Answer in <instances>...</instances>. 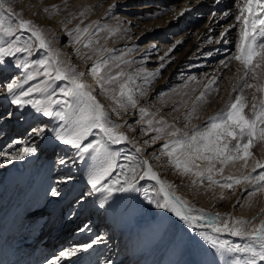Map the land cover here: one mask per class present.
I'll return each mask as SVG.
<instances>
[{"label": "bare ground", "instance_id": "1", "mask_svg": "<svg viewBox=\"0 0 264 264\" xmlns=\"http://www.w3.org/2000/svg\"><path fill=\"white\" fill-rule=\"evenodd\" d=\"M60 1L8 0L6 4L3 0V9L7 10L11 7L20 10V14L31 15V22L37 28L39 23L43 24L42 33L46 39L50 32L49 28L53 24L59 27L61 23L60 20L54 21L57 19L58 10H61L59 3L62 1L63 5L73 3L71 2L73 0ZM92 1L75 0L73 9H78L83 2H88L90 5ZM194 3H200V1ZM221 4L222 2L219 3ZM184 7L182 5V9ZM182 9L176 14V21L181 17L178 26L184 23L185 17L190 16V12H187L188 14L183 17ZM91 15L92 13L88 17ZM46 16L52 20H47ZM175 25L177 24H172L164 34L169 36ZM28 37L30 40L27 42L33 45V58L38 61L47 60L49 50L39 48L38 42L32 37L30 31ZM10 44H16L21 48L27 46L24 41L14 36L8 37L0 33V144L3 145L4 150L0 153V227L15 207L20 205V209L12 220L11 231L6 237V253L1 264H159V262L162 264H233L237 259L246 261L251 258L242 252L212 250L213 248L207 247L208 242L203 239L201 233L223 241L236 240L225 236L226 234L207 233L203 229H198L199 231L194 229L195 231L191 234L188 223L181 220L174 212L156 207L157 202H164V193L160 191V184L155 180L139 179V176L143 174L141 162L144 160L140 158L137 151L132 149L128 141L120 144L105 141L115 154V166L110 175L105 177L96 189H93L88 182V162L89 159L92 160L91 154L81 153L55 138L56 133L65 127L64 122L54 114L43 115V112L36 111L30 103H25L23 107L12 103L16 97L25 101H41L42 104L47 103L49 96L54 100L63 101L66 98L61 89L67 81H47L42 74L44 70L39 65H32L30 59L20 58V52L4 55L2 50ZM108 57L111 56L108 54ZM80 61L81 68L73 69L77 74L82 73L81 70L85 66V62ZM61 62V66L66 69L64 54L61 56ZM37 71L41 75H35ZM244 71L237 72L240 78L237 82L244 79ZM86 72L91 74L92 69ZM30 76L34 78L29 79ZM81 79L89 86L92 94L105 110L104 102L95 92V88L91 87L83 75ZM235 82V79L231 80L225 88L226 92L220 95L223 97L220 104L222 109L232 100V89H236L238 85ZM9 83L17 85L12 93H9L6 87ZM252 84H258V81L253 79ZM36 88H41L42 91H32ZM24 92H30V95L25 97ZM108 93H110L109 89L104 92V95ZM214 94L210 91L204 99H212ZM259 94L260 92H257L255 88L244 89L239 94L243 95L248 105L244 109L246 115L251 116L253 96H256L255 102L258 103ZM261 99L264 97L262 96ZM119 102H125L122 103L124 106L130 105L127 97L125 99L121 97L120 92ZM8 105L11 112L9 115H4ZM63 110L62 103L52 105L53 113ZM143 119L147 120L146 115ZM109 121L111 124H117L110 119ZM36 128H44L45 131L37 135L33 132ZM120 128L118 131L122 132ZM160 129H163L158 133L161 137L164 127L161 125ZM122 133L125 134V132ZM99 139H102V134L98 129H93L83 144ZM25 147H35L36 152L23 159L9 160L10 156L20 153ZM196 163L200 164L201 161L197 160ZM132 169H136L134 183L137 190L121 191V188L127 186L126 179L132 180L134 175ZM152 169L154 171L153 167ZM158 176L165 182L160 174ZM165 184L168 185L167 182ZM107 188H111V193L105 190ZM52 189H56L59 195L53 196ZM166 190L174 193L173 199L177 196L171 188ZM213 192L215 196L223 198H227L229 194L227 190L222 191V188L220 191ZM102 203L103 207H101ZM245 205L249 210L253 208L257 211L256 208L260 203L251 201ZM183 211L193 216V213L188 212V207H184ZM195 224L202 223L196 220ZM114 237H117L118 242H114ZM240 240L245 241L247 246L250 245L259 250V245L248 236L243 235ZM86 245L91 247H85ZM229 246H231L230 243ZM73 249L76 250L74 255L67 257L62 255L65 251ZM143 250L147 253L141 257L139 252ZM257 264H264V261L257 258Z\"/></svg>", "mask_w": 264, "mask_h": 264}, {"label": "rangeland", "instance_id": "2", "mask_svg": "<svg viewBox=\"0 0 264 264\" xmlns=\"http://www.w3.org/2000/svg\"><path fill=\"white\" fill-rule=\"evenodd\" d=\"M74 1L67 5H63V1L59 3L61 10H58L54 21L60 20L61 23L59 27L53 24L49 28L46 41L55 58L61 62L64 54L66 70L79 69L82 65L80 60L85 62L81 72L104 102L108 118L121 126V131L128 137V144L135 151L139 149L140 158L152 165L178 197L184 198L187 207L193 209V216L204 217L199 220L202 224H188L191 234L203 229L207 233L226 234L233 238L236 241L232 243L226 239L231 246L246 245L245 241L240 240L243 235L234 236L228 231L215 232L213 225L222 227L227 221L232 227L235 220H244L248 223L237 227L251 230L264 220V182L256 179L264 169L253 171L257 161L264 163V141H256L254 147L250 148L252 155L247 159V166L241 159L223 166L222 173L215 170L211 173L212 179L220 184L225 183V177L228 176L241 180L245 176L251 177L250 181L242 180L231 189L222 188L220 184H213L207 179L209 173L204 170L209 167L208 161L200 160L199 169L183 173L182 169L175 167L173 158L166 154L167 150L163 147L176 138L168 135L175 129L179 130V136L185 133L191 135L195 129L203 131L210 116L223 110L220 105L223 97L220 95L226 92L225 88L231 80L235 79L238 84L236 91L232 89L231 99L247 89L242 87L245 78L237 82L240 79L237 72L244 68L239 61L232 59L242 30V21H237L236 17L240 15L245 0H93L90 5L83 2L78 9H73ZM196 1L200 3H194ZM182 5L185 6L183 9ZM181 9L183 17L187 12H190V16L185 17L184 23L178 26L181 17L176 21V14ZM12 10L15 16L0 9V17L5 25L12 24L15 27L18 18L31 21V15ZM46 19L51 18L46 16ZM175 23L174 30L166 36L164 33ZM37 26L43 30V24ZM28 32L18 30L14 36L24 41L26 47L30 45L27 42L30 40ZM32 49L33 45L31 55L20 52V58L30 59L31 64L36 66L39 61L33 58ZM96 65H99V71L92 70L91 74L86 72ZM117 72L124 75L112 84L105 83L104 89L108 88L110 93L104 95L101 83ZM247 80L252 84L251 74ZM121 82L126 85V93L136 101L135 107L125 104V108H121V103H118ZM258 83H264V80ZM210 91L215 93L214 97L204 99ZM201 94L203 99H198ZM262 96L264 93L259 94V99ZM9 106L4 115L11 112ZM141 109L145 110L144 114ZM144 115L147 120L143 119ZM161 125L164 127V136L160 137L155 129H160ZM2 146L0 144V153L4 151ZM94 163L89 159V172ZM212 163L215 169L221 167L218 161ZM195 171H204V175L197 176ZM221 188L229 192L227 198L215 196L213 191H220ZM253 192L255 195L251 194ZM251 201L260 203L257 211L245 207ZM200 209H203L202 213L198 211ZM116 238H113L115 243L118 242ZM207 247L211 246L208 244ZM242 253L250 256L249 253Z\"/></svg>", "mask_w": 264, "mask_h": 264}, {"label": "snow or ice", "instance_id": "3", "mask_svg": "<svg viewBox=\"0 0 264 264\" xmlns=\"http://www.w3.org/2000/svg\"><path fill=\"white\" fill-rule=\"evenodd\" d=\"M3 0H0V9H3ZM7 12L15 16L13 10L9 7ZM237 21H242V30L240 33L239 43L236 45V53L232 57L239 61L244 68V81L243 88H255L257 92L264 93V83L250 84L247 78L251 74V78L254 80H264V0H245L244 6L240 8V15L236 17ZM18 30H27L31 32L32 37L38 42V46L41 49H48L49 56L47 60H40L38 62L39 67L42 68L43 75L47 78V81L63 80L67 81L65 86L61 89L63 96L66 98L63 101L54 100L51 96L47 98V103L42 104L41 101H25L20 97H16L12 100V103L23 107L25 103H30L38 112H43L45 116H52L53 114L64 122L65 127L58 133H56V139L61 141L65 145H70L72 148L77 149L84 154H91L92 160L95 162L94 166L89 172L88 182L93 189H96L101 182L110 175L115 166V154L109 149L108 143L120 144L127 141L128 137L118 131L121 127L118 124H111L107 113L104 111L103 106L96 100V97L92 94L89 86L81 79L83 73H75L73 70H66L61 66L59 60L55 58V54L52 53L49 48L48 42L43 36L42 30L37 28L30 20L19 19L15 27L12 24L5 25L2 17H0V33L5 36L13 37ZM79 31V29L77 30ZM86 31V29H85ZM87 46V45H85ZM4 55H14L16 52H28L31 55V45L28 47H17L16 44H10L7 48L3 49ZM104 63H107L104 61ZM223 63V62H222ZM28 67V65H25ZM262 69V71H257ZM93 72L99 71V65L94 66ZM53 72L55 75H53ZM158 74V73H156ZM35 75H41L39 71ZM124 73L117 72L115 75H111L107 80L101 83V88L104 89V84H112L115 81H119L120 77ZM155 75V74H153ZM34 78L30 76L29 79ZM7 90L9 93L13 92V89L17 85L13 83L7 84ZM120 96L127 95V101L132 106H136V101L131 95H128L125 91L126 85L124 83L119 84ZM32 91H42L41 88L33 89ZM105 92L108 89H104ZM233 91H236L234 88ZM30 95V92H24L23 96ZM114 98V97H113ZM198 99H203V94ZM251 105V116L245 114L244 109L248 107L243 95H236L225 108L215 116L209 118V121L203 131L195 129L191 135L185 133L183 136H179V130L169 132L168 135L176 137L170 144L166 143L163 147L167 150L166 154L173 158L177 169H182L183 173L193 172L194 168L199 169V164H196L197 160L208 161L209 167L204 171L209 173L207 179L213 184H220L219 181L213 180L211 173L215 170L222 173L223 166L229 162L243 159L245 166H247V159L252 155L250 148L254 147L256 141H264V99L256 101V96H253ZM63 104L64 110L53 113L52 105ZM119 103V101H118ZM121 108L124 105L121 103ZM142 114L145 113L144 109L140 110ZM195 111V108H193ZM151 124V121L148 122ZM161 123H163L161 121ZM171 127V126H169ZM93 129H98L102 134V139L94 142L83 144V141L91 134ZM157 132L163 131V129H155ZM45 131L44 128L33 129L37 135L42 134ZM155 137L154 139H158ZM107 141L108 143H106ZM233 141L235 143H233ZM139 151V149H137ZM36 152L35 147H25L20 153L10 156L9 160L23 159L27 155H31ZM213 161H218L221 165L219 169H215ZM63 162V161H61ZM143 174L139 176V179H152L160 184V191L164 193V202L156 203L158 208H166L169 211L174 212L181 220L192 226L196 220H202L204 217L191 216L185 214L184 207H187V202L180 197L174 196V193L167 191L171 185H166L161 181L158 174L153 171L151 165L147 160L141 162ZM257 168L264 169V163L257 161L253 167V171ZM134 175L132 180L125 181L126 187L121 188V191H135V173L136 169L131 170ZM204 171H195V175L203 176ZM258 182H264V172H261L256 178ZM243 181H250L251 177L245 176ZM241 179H233V177H225V183L220 184L222 188L231 189L234 184H240ZM230 181V182H229ZM111 193V188L105 189ZM260 190L259 188L257 189ZM51 194L53 196L59 195L56 189H52ZM255 195V192L251 193ZM103 203L101 207H103ZM192 208H188V212L191 213ZM203 212V209L198 210ZM218 219V217H217ZM248 223L244 220H235L233 226L229 227L227 221L224 222L222 227L213 225V231L222 232L228 231L231 235L240 236L246 235L253 239L258 245L259 250L253 246H229L227 241L218 240L207 234L201 233L203 239L214 248L224 252H244L249 253L251 258L246 261L235 260L233 264H257V258L260 261H264V220L258 225H254L251 230H244L238 225ZM85 247H91L86 245ZM75 249L65 251L63 256L67 257L75 254Z\"/></svg>", "mask_w": 264, "mask_h": 264}]
</instances>
